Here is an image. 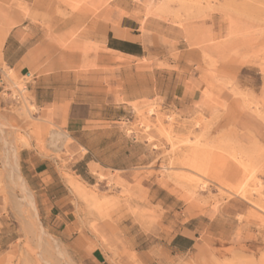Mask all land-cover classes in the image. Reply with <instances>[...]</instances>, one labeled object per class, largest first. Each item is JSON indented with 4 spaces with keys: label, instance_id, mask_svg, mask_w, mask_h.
Listing matches in <instances>:
<instances>
[{
    "label": "rangeland",
    "instance_id": "1",
    "mask_svg": "<svg viewBox=\"0 0 264 264\" xmlns=\"http://www.w3.org/2000/svg\"><path fill=\"white\" fill-rule=\"evenodd\" d=\"M55 1L66 9L57 11L61 18L84 6L91 20L105 23L111 4L132 9L139 32L166 59L170 89L163 99L126 105L120 125L137 142L139 164L124 172L96 166L90 177L82 164L68 166L72 140L38 117L26 79L6 70L0 264H87L99 245L110 264H264V0ZM7 16L0 9V24ZM77 40L75 32L68 44L55 43L81 52L72 67L89 71L92 90L113 83L100 45ZM54 133L59 139L52 141ZM28 152L59 164L66 189L58 195L68 196L70 211L65 221L72 238H85V251H73L40 216L20 166ZM185 234L194 248L179 256L165 252Z\"/></svg>",
    "mask_w": 264,
    "mask_h": 264
},
{
    "label": "crops",
    "instance_id": "2",
    "mask_svg": "<svg viewBox=\"0 0 264 264\" xmlns=\"http://www.w3.org/2000/svg\"><path fill=\"white\" fill-rule=\"evenodd\" d=\"M0 9L8 12L0 24V93L6 70L26 79L24 86L38 117H47L72 140V156L67 159L71 168L82 164L90 176L89 171H96V166L124 172L138 165L137 142L120 125L126 105L139 99L165 98L170 77L163 65L164 55L155 53L149 38L139 32L138 22L130 15L132 9L121 2L111 4L112 19L106 23L91 20L84 14V6L82 13L61 18L57 11L66 9L55 0H0ZM75 32L79 45H100L103 59L109 63L105 69H113V83L108 84L104 77L98 89L92 90L89 71L72 67L74 60L82 58L81 52L57 48L56 41L66 45ZM123 75L129 80H123ZM124 83L134 95L126 93ZM51 139H59V134H52ZM36 156V152H28L25 158L20 157V166L40 216L48 220L53 232L67 237L73 251H85L81 244L85 238H72L76 234L70 233V224L65 221L70 211L64 207L68 196L58 195L66 189L59 164ZM180 237L191 241L190 247L171 244L173 238L165 252L179 256L194 248L191 236ZM158 261L162 259H153V263ZM87 264H110L105 247L99 245L87 254Z\"/></svg>",
    "mask_w": 264,
    "mask_h": 264
},
{
    "label": "trees",
    "instance_id": "3",
    "mask_svg": "<svg viewBox=\"0 0 264 264\" xmlns=\"http://www.w3.org/2000/svg\"><path fill=\"white\" fill-rule=\"evenodd\" d=\"M178 240H183L184 242H186V244H187L186 246H187V247H190V245H191V243H192V242L189 241V240H184V239H182V238H177V239L174 240L173 244H175Z\"/></svg>",
    "mask_w": 264,
    "mask_h": 264
},
{
    "label": "bare ground",
    "instance_id": "4",
    "mask_svg": "<svg viewBox=\"0 0 264 264\" xmlns=\"http://www.w3.org/2000/svg\"><path fill=\"white\" fill-rule=\"evenodd\" d=\"M3 31V30H2ZM57 137V136H56ZM171 153V152H170Z\"/></svg>",
    "mask_w": 264,
    "mask_h": 264
}]
</instances>
